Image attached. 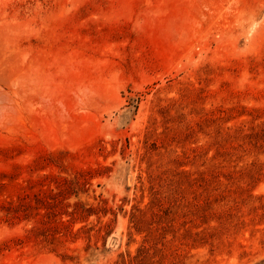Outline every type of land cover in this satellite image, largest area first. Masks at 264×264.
Instances as JSON below:
<instances>
[{"label":"rangeland","instance_id":"374dc122","mask_svg":"<svg viewBox=\"0 0 264 264\" xmlns=\"http://www.w3.org/2000/svg\"><path fill=\"white\" fill-rule=\"evenodd\" d=\"M0 264H264V0H0Z\"/></svg>","mask_w":264,"mask_h":264}]
</instances>
